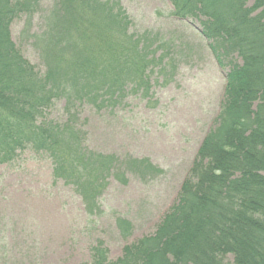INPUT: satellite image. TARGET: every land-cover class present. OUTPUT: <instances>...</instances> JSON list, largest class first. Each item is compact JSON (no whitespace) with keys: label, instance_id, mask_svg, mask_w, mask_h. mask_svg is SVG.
Wrapping results in <instances>:
<instances>
[{"label":"trees","instance_id":"obj_1","mask_svg":"<svg viewBox=\"0 0 264 264\" xmlns=\"http://www.w3.org/2000/svg\"><path fill=\"white\" fill-rule=\"evenodd\" d=\"M55 1L33 36L39 74L10 38L11 23L30 17L39 0H0V165L26 148L43 154L53 179L92 206L108 178L149 181L160 171L145 159L87 151L75 110L114 106L129 90L145 94L148 73L165 56H156L162 41L155 36L129 33L118 1ZM167 1L173 17L198 23L218 64L228 67L223 102L153 234L114 261L98 242L83 264H228V256L231 264H264V0ZM55 100L64 101L67 121L38 122ZM116 224L126 235L127 222Z\"/></svg>","mask_w":264,"mask_h":264},{"label":"rangeland","instance_id":"obj_2","mask_svg":"<svg viewBox=\"0 0 264 264\" xmlns=\"http://www.w3.org/2000/svg\"><path fill=\"white\" fill-rule=\"evenodd\" d=\"M129 18V33L158 38L164 60L148 73V87L126 91L114 106L75 110V125L89 152L145 159L160 171L146 181L128 173L125 182L108 178L92 206L73 185L52 177V164L30 149L0 165V264H83L102 243L114 261L122 249L153 234L175 204L205 135L213 128L224 98L228 67L210 52L193 20L171 15L167 0H116ZM55 0H39L37 10L10 25V38L39 74L44 73L33 36ZM239 63V60L236 61ZM164 63V64H163ZM159 74V69L164 67ZM38 122L63 124L64 101H53ZM118 219L127 222L122 235ZM225 262L231 264L232 257Z\"/></svg>","mask_w":264,"mask_h":264}]
</instances>
